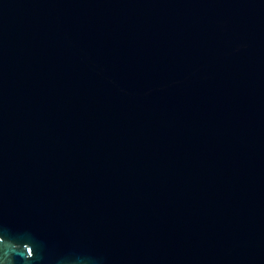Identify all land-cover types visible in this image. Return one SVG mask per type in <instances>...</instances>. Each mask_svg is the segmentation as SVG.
<instances>
[{
    "label": "water",
    "instance_id": "obj_1",
    "mask_svg": "<svg viewBox=\"0 0 264 264\" xmlns=\"http://www.w3.org/2000/svg\"><path fill=\"white\" fill-rule=\"evenodd\" d=\"M0 264H264V0H0Z\"/></svg>",
    "mask_w": 264,
    "mask_h": 264
}]
</instances>
